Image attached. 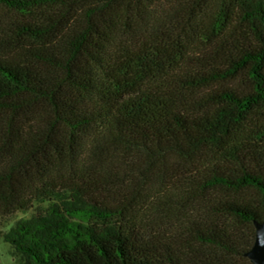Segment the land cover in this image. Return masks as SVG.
I'll return each instance as SVG.
<instances>
[{"label": "trees", "instance_id": "obj_1", "mask_svg": "<svg viewBox=\"0 0 264 264\" xmlns=\"http://www.w3.org/2000/svg\"><path fill=\"white\" fill-rule=\"evenodd\" d=\"M83 1L0 0L27 14L58 8L72 26L27 50L36 64L0 58V214L37 212L2 239L22 264H252L264 222V0H194L162 18L155 0H85L69 18ZM50 31L13 22L1 42ZM120 151L136 160L135 187L180 169L139 225L97 196L107 185L92 174Z\"/></svg>", "mask_w": 264, "mask_h": 264}, {"label": "rangeland", "instance_id": "obj_2", "mask_svg": "<svg viewBox=\"0 0 264 264\" xmlns=\"http://www.w3.org/2000/svg\"><path fill=\"white\" fill-rule=\"evenodd\" d=\"M186 1V5L183 2ZM194 0H155V6L153 10H156V18H162L166 16L168 12H174L181 8H186L192 5ZM197 2L199 0H196ZM87 2L84 0L82 6L72 13L73 16L69 18H79L82 16V10L85 9ZM58 11V8L50 9H39L34 13H20L11 9L0 7V33L1 30L6 28L13 22H31L37 25H41L43 28L50 29L49 37L44 39H25V44L19 43L18 45L6 46L1 42L4 35H0V58H15L16 60H22L28 62L29 64H36L39 59L35 58L27 50L39 49L42 44L40 42H60L62 40V35L64 36L70 30L71 24H68L67 21L71 19H64L61 17V14ZM52 21L60 22V25L54 27ZM159 20V19H158ZM63 23V24H62ZM155 24V22H154ZM160 23L156 22V26H159ZM55 28V29H54ZM20 42V41H19ZM23 42V41H22ZM231 83L239 88L244 87L248 84L244 77H239L237 80L231 81ZM3 148V141L0 140V160H2L1 150ZM121 152V151H120ZM120 157L116 160H110L107 165L98 166L97 175L94 173L92 176L101 178L102 183L107 185L106 189L103 191H98L97 196L101 202H105L111 206H118L124 204L127 205L129 212L127 217L136 222L138 225L141 221H145L150 213L149 210L154 209V203H160L162 201L161 193L162 190L167 186L168 182H171L175 179V175L179 174L177 172V167H174L168 175L164 176V183H161L160 179L152 180L151 182H145L142 180L141 185L135 187L128 180L131 174V169L135 167L136 160L130 158L128 154L119 153ZM97 167V166H96ZM180 170V169H179ZM94 172V170H93ZM99 174V175H98ZM135 176V175H134ZM127 181L125 184H122L117 180ZM163 201H166L164 199ZM37 215L35 210L30 211H18L8 216L0 214V234L8 232L16 223L29 220L34 218ZM0 264H22L21 255L15 250V248L6 243L0 235Z\"/></svg>", "mask_w": 264, "mask_h": 264}, {"label": "water", "instance_id": "obj_3", "mask_svg": "<svg viewBox=\"0 0 264 264\" xmlns=\"http://www.w3.org/2000/svg\"><path fill=\"white\" fill-rule=\"evenodd\" d=\"M246 257L252 264H264V222L256 223V240Z\"/></svg>", "mask_w": 264, "mask_h": 264}]
</instances>
